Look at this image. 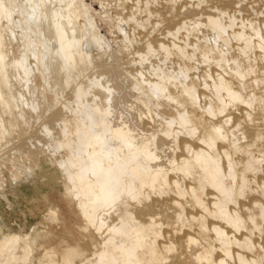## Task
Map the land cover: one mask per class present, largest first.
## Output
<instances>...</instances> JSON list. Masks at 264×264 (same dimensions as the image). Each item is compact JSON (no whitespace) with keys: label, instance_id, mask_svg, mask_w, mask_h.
I'll return each instance as SVG.
<instances>
[{"label":"bare ground","instance_id":"6f19581e","mask_svg":"<svg viewBox=\"0 0 264 264\" xmlns=\"http://www.w3.org/2000/svg\"><path fill=\"white\" fill-rule=\"evenodd\" d=\"M157 2L0 0V196L49 163L81 220H1L0 264L264 261V0Z\"/></svg>","mask_w":264,"mask_h":264},{"label":"rangeland","instance_id":"374dc122","mask_svg":"<svg viewBox=\"0 0 264 264\" xmlns=\"http://www.w3.org/2000/svg\"><path fill=\"white\" fill-rule=\"evenodd\" d=\"M151 1L153 4L157 2V0ZM145 19L143 18L142 21ZM108 31L112 32L109 26ZM25 159L23 158V161L27 163L28 160ZM8 165L10 166V163ZM36 173L35 176L9 189L11 204L2 200L0 196L2 214L0 221L5 220L12 230L29 229L34 224L39 228L49 227L53 231L49 238L52 243L60 246L65 242L63 239L76 243L79 241L76 228L81 220L68 198L63 195L64 181L61 174L56 173L55 167L49 163L44 164V170L37 168ZM6 174L9 177L8 170ZM51 207L58 211V218L55 220L46 214ZM41 251L42 249L39 248L35 254L39 257ZM188 263L191 264L190 257L187 258L186 264Z\"/></svg>","mask_w":264,"mask_h":264},{"label":"snow or ice","instance_id":"6c2138e0","mask_svg":"<svg viewBox=\"0 0 264 264\" xmlns=\"http://www.w3.org/2000/svg\"><path fill=\"white\" fill-rule=\"evenodd\" d=\"M261 51H264V49H261ZM236 87H237V90H239V85H236ZM261 87H264V84H261ZM238 102L239 103H243L244 100H238ZM197 115H199V113H197ZM220 115L224 116V113L221 111ZM246 119H251L253 121L259 120L261 122V124L264 125V99H262L260 101V109L255 113V115L249 116ZM217 123H219V121H217ZM182 126H184V125H182ZM215 131L217 133H220L222 131V129L217 128V129H215ZM221 138H223V137H221ZM261 142L264 143V138H262ZM244 190L245 189L243 187L240 188L241 192H244ZM138 198L142 199V197H137L136 194H134V193L130 194V197L128 199V204L130 205L131 208H135L136 207V200ZM182 202L183 201H181V203ZM118 207H120L121 212L124 211V208L122 207V205H118ZM142 211H143L142 208L141 209H137L138 213L142 212ZM159 211H160V214H161L162 217L167 215V214H169V212H170L171 213V218L175 221L176 220V213L179 211V207L171 208V206H170L169 209H167V210L162 207V208L159 209ZM145 214L146 215L155 216L156 215V210L155 209H150V211L145 213ZM177 231H179V228H177ZM175 240H176V248L182 249L184 247L183 244L181 243V241L183 240V237L177 236V237H175ZM261 243L264 244V240H262ZM88 256L89 257L91 256L90 252L88 253ZM92 264H96V261L93 260ZM172 264H175V261H173ZM220 264H224V262L221 261ZM261 264H264V261H261Z\"/></svg>","mask_w":264,"mask_h":264}]
</instances>
